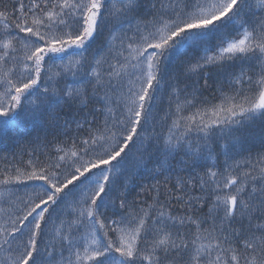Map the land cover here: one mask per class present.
Segmentation results:
<instances>
[{
	"label": "snow or ice",
	"instance_id": "6c2138e0",
	"mask_svg": "<svg viewBox=\"0 0 264 264\" xmlns=\"http://www.w3.org/2000/svg\"><path fill=\"white\" fill-rule=\"evenodd\" d=\"M0 264H264V0H0Z\"/></svg>",
	"mask_w": 264,
	"mask_h": 264
},
{
	"label": "trees",
	"instance_id": "16d2710c",
	"mask_svg": "<svg viewBox=\"0 0 264 264\" xmlns=\"http://www.w3.org/2000/svg\"><path fill=\"white\" fill-rule=\"evenodd\" d=\"M4 152L0 151V155H3ZM0 166H2V162H0Z\"/></svg>",
	"mask_w": 264,
	"mask_h": 264
}]
</instances>
